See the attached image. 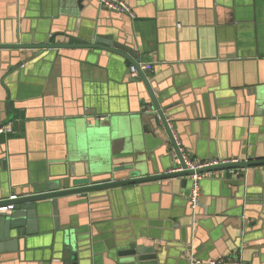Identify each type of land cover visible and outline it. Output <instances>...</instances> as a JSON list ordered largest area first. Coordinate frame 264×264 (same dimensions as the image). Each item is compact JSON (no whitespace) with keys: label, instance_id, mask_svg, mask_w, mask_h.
Returning <instances> with one entry per match:
<instances>
[{"label":"crops","instance_id":"obj_1","mask_svg":"<svg viewBox=\"0 0 264 264\" xmlns=\"http://www.w3.org/2000/svg\"><path fill=\"white\" fill-rule=\"evenodd\" d=\"M124 1L133 18L98 0H0V45L42 44L49 33L72 45L94 33L120 39L152 65L143 76L193 161L264 160V0ZM130 65L97 49L0 51V127L12 129L0 135V203L55 182L81 186L86 171L101 177L114 161L139 175L174 168ZM187 186L178 178L65 196L56 216L42 204L35 233L10 232L0 264H117L132 243L154 247L161 264L190 254L264 264V167L211 173L195 212Z\"/></svg>","mask_w":264,"mask_h":264},{"label":"water","instance_id":"obj_2","mask_svg":"<svg viewBox=\"0 0 264 264\" xmlns=\"http://www.w3.org/2000/svg\"><path fill=\"white\" fill-rule=\"evenodd\" d=\"M57 38L58 37L56 35L49 33L47 36V41L42 44H1L0 51L6 50L9 52H19L20 50H48L52 52L53 50L63 48L97 49L124 57L128 59L133 65H137L139 63L136 61L135 55L132 52L128 53L127 49L122 46L120 39L115 40L111 36L106 38L103 35L94 33L93 37H91V43H83L81 45L62 44L57 40ZM138 74L140 75L144 87L146 88V91L152 101L150 110L151 113L147 116L146 120L149 124L152 121L151 124H153L155 128L163 129V131L168 136V141L170 147L172 148V152H174V155H178L179 157L180 155L178 153V147L167 123L164 110H162L157 103L153 95L150 82L144 78L141 71H139ZM113 165H115V161L113 162ZM113 165L106 175L101 177H93L90 175L89 171H86V181L81 186L66 188L61 183L55 182L48 187L49 191L45 193L17 196V199L5 202L4 205H13L14 207L10 214H0V256L3 253V242L8 239L10 232L16 231L17 238H21L23 235L30 236L31 234L35 233V222L42 204L49 203L52 207L53 214L56 216V200L61 197L70 195H89L91 193L106 192L117 188H125L152 182L160 184L162 181L178 178L180 179L181 185H188L187 189H189L191 185L189 177L194 174L192 171L172 172L173 168H171L169 170L161 171H158L157 169V172L139 175L138 173L134 172L133 167H126L123 168L122 171H118V169L113 168ZM259 167H264V160L239 161L238 163L204 168L197 170L195 174ZM123 172H127L126 175H124ZM199 184L201 188V181ZM118 257L119 261L117 264H161L158 260V255L155 253L154 247L147 248L136 245L135 243H132L128 249L119 251Z\"/></svg>","mask_w":264,"mask_h":264},{"label":"built area","instance_id":"obj_3","mask_svg":"<svg viewBox=\"0 0 264 264\" xmlns=\"http://www.w3.org/2000/svg\"><path fill=\"white\" fill-rule=\"evenodd\" d=\"M98 6L101 8H105L108 11L116 12V13H125L128 14L130 17H134L133 12L127 5V3L124 0H98ZM153 69L151 64H143L138 63L137 65H130L129 66V75L130 77H136L138 76V72H149ZM12 132L10 124H6L0 127V135L2 134H9ZM173 135V134H172ZM173 138L175 140V143L178 147V155H174L175 160V166L172 170V172H182V171H192L194 174L189 177V180L191 182L190 189L188 191L187 200L190 209L192 212H195L199 205V198L201 194V188H200V181L203 179L209 177L211 173H202V174H195L197 170H201L204 168L219 166V165H225V164H233L238 163L239 160L237 159H231V160H221V159H210L203 162H195L193 161L184 151L182 147L179 146V142L173 135ZM230 174L238 175L240 170H227ZM17 199L16 195H12L8 198L7 201H13ZM5 201V202H7ZM0 203V213H10L13 210V205H4V203ZM187 264H244L239 259L231 257V258H221L218 260H209L206 263H203L199 260H196L191 254L187 259Z\"/></svg>","mask_w":264,"mask_h":264}]
</instances>
